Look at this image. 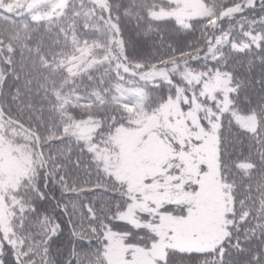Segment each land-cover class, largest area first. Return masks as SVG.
Listing matches in <instances>:
<instances>
[{
  "label": "snow or ice",
  "instance_id": "obj_1",
  "mask_svg": "<svg viewBox=\"0 0 264 264\" xmlns=\"http://www.w3.org/2000/svg\"><path fill=\"white\" fill-rule=\"evenodd\" d=\"M43 2L45 75L0 49V264H264V0Z\"/></svg>",
  "mask_w": 264,
  "mask_h": 264
},
{
  "label": "trees",
  "instance_id": "obj_2",
  "mask_svg": "<svg viewBox=\"0 0 264 264\" xmlns=\"http://www.w3.org/2000/svg\"><path fill=\"white\" fill-rule=\"evenodd\" d=\"M85 4L86 6L90 7V5H87V0H85ZM4 12H6L7 15L13 17V20L5 22L3 19H0V49L3 50L4 56H11L14 68H19L22 64L29 65V67L25 69V73H31L34 79H41L45 74L40 73L38 69L31 67L32 59H30V53L23 47V44L21 40L18 39V37H22L25 34V30L22 28V25L24 23H29L30 27H38L40 31H43V25H31L28 19H22L20 16L21 13H24L25 17H27V15L29 14L28 12H25L23 10H11L9 12L8 8L5 7ZM166 27L171 28V25H167ZM133 38H135L134 34ZM9 45H11L17 51L9 54L7 52V48ZM25 73H21V79L17 84L18 88L24 89ZM58 79L59 77H57V80ZM11 83L12 81H9V84ZM23 94L24 93L22 92L21 95Z\"/></svg>",
  "mask_w": 264,
  "mask_h": 264
},
{
  "label": "rangeland",
  "instance_id": "obj_3",
  "mask_svg": "<svg viewBox=\"0 0 264 264\" xmlns=\"http://www.w3.org/2000/svg\"><path fill=\"white\" fill-rule=\"evenodd\" d=\"M29 4L32 5L31 11L44 13L48 10V4L44 3L43 0H5V7H11L14 11H25L30 12Z\"/></svg>",
  "mask_w": 264,
  "mask_h": 264
}]
</instances>
